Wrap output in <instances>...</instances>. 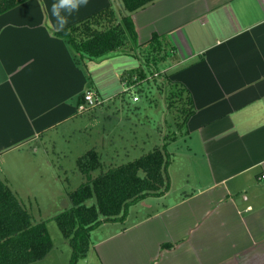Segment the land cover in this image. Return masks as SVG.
Wrapping results in <instances>:
<instances>
[{
	"label": "crops",
	"instance_id": "0c3cea01",
	"mask_svg": "<svg viewBox=\"0 0 264 264\" xmlns=\"http://www.w3.org/2000/svg\"><path fill=\"white\" fill-rule=\"evenodd\" d=\"M53 2L26 0L0 15V173L12 158L32 160L45 134L77 118L84 92L98 97L99 74L127 91L121 75L142 67L138 50L100 62L74 56L53 30ZM108 6L131 17L142 49L159 38L162 73L190 96L180 156L195 178L165 203L169 165L170 190L140 201L158 209L144 204L147 215L131 221L135 204L122 222L102 224L112 229L92 247L99 264H264V0H154L133 13L121 0H89L68 26ZM131 57L136 68L124 62L138 61ZM181 145L169 144L171 159Z\"/></svg>",
	"mask_w": 264,
	"mask_h": 264
},
{
	"label": "rangeland",
	"instance_id": "374dc122",
	"mask_svg": "<svg viewBox=\"0 0 264 264\" xmlns=\"http://www.w3.org/2000/svg\"><path fill=\"white\" fill-rule=\"evenodd\" d=\"M147 50L145 49L142 53H147ZM143 54L141 56H145ZM159 55L156 61L149 62L148 65L142 62V68L138 72L139 79H135L134 84L137 88L124 93L123 96L118 94L125 91L119 78L111 72L106 73L105 76L99 74L97 81L101 86L98 88L99 104L97 106L45 134L42 143L36 146L38 153L32 160L23 161L21 158H12L11 161L3 163L0 173L2 182L6 184L5 178H8V188H11L21 206L29 212L34 223L45 224L52 244L45 257L31 264H70L71 245L62 235L55 218L72 207L68 194L87 182L86 177L77 167L78 159L87 151L96 152L101 163L102 168L90 173L91 179H94L106 169L127 164L160 147L164 142L163 138L169 140L171 149L182 144L181 136L185 130L183 127L180 128L182 131L179 130L178 124L181 122L180 112L184 109L185 96L181 95V99L178 97L176 101H172L174 108L167 110L166 97L170 87L166 74L161 71L162 56ZM136 58L131 57V59ZM102 59L103 57L92 61L100 62ZM137 60L131 61L127 58L124 62L127 61L136 68L140 65L138 58ZM87 68L91 70L93 67L88 64ZM100 71L99 69L95 72ZM152 74L157 76L154 75L153 78ZM133 95L138 98V101L132 100ZM174 135L178 141L171 145L173 142L171 137ZM189 144L188 141L184 145L188 147ZM183 148L182 144L181 150L174 151L179 154H175L176 156L171 159V163L174 159V164H170L174 190L171 197L165 201L168 204L189 193L194 185L195 176H192L189 166L185 168L187 163L180 156L184 151ZM193 153L196 152L193 151ZM169 155L171 157L170 153ZM177 165L180 169L175 170ZM93 202L94 199H91L87 204L90 205ZM153 202L154 199H148L145 202H138L136 208L132 207L130 210H136L137 215L135 218L132 217L131 221L147 215L149 210L144 207V204L151 205L154 210L160 207ZM111 229L112 226L109 225L91 232L90 250L86 257L78 260L76 264H99L92 247Z\"/></svg>",
	"mask_w": 264,
	"mask_h": 264
},
{
	"label": "trees",
	"instance_id": "16d2710c",
	"mask_svg": "<svg viewBox=\"0 0 264 264\" xmlns=\"http://www.w3.org/2000/svg\"><path fill=\"white\" fill-rule=\"evenodd\" d=\"M25 1L0 0V15ZM153 1L121 0L123 9L129 13L143 9ZM55 35L69 45L74 56L87 61L115 52L139 51L141 61L148 65L149 62L156 61L159 54L162 62L165 53L163 43L153 35L145 48L148 52L143 54L145 49L137 44L131 17H118L111 6L68 26L65 32H56ZM75 62L78 64L79 61L76 59ZM141 68L121 75L127 91L120 93V96L137 88L134 84L135 79H139L138 72ZM151 77L154 78V74ZM167 83L170 87L166 97L167 110L174 108L172 101H176L178 97L181 99V95L185 96L186 102L184 109H181V122L178 124V129L181 130L194 113L191 98L182 86L169 81ZM133 98L137 97L133 95ZM82 102L83 96L78 105ZM176 138V135L172 136L171 141ZM162 140L164 142L160 147L127 164L106 169L94 179H91L90 173L102 168L98 154L91 150L78 159V170L86 177L87 182L68 194L72 207L55 218L62 235L71 245L70 264H76L86 257L92 244L89 236L95 229L104 223L122 222L131 206L149 197H161L170 190L168 167L171 157L167 150L169 140ZM91 199L94 202L88 205L87 202ZM21 205L0 180V264H31L45 257L52 247L45 224L34 223L29 212ZM171 246L162 245L167 249Z\"/></svg>",
	"mask_w": 264,
	"mask_h": 264
},
{
	"label": "clouds",
	"instance_id": "9594fccd",
	"mask_svg": "<svg viewBox=\"0 0 264 264\" xmlns=\"http://www.w3.org/2000/svg\"><path fill=\"white\" fill-rule=\"evenodd\" d=\"M89 0H54L51 4L50 13L54 21L53 30L65 32L69 25V19L78 13L82 7H87Z\"/></svg>",
	"mask_w": 264,
	"mask_h": 264
},
{
	"label": "built area",
	"instance_id": "2783aa9c",
	"mask_svg": "<svg viewBox=\"0 0 264 264\" xmlns=\"http://www.w3.org/2000/svg\"><path fill=\"white\" fill-rule=\"evenodd\" d=\"M157 76V74H154ZM133 101H137V98H133ZM99 104L98 97L90 90L85 91L83 94V102L77 106V112L82 114L88 112ZM264 177H262L263 179Z\"/></svg>",
	"mask_w": 264,
	"mask_h": 264
}]
</instances>
